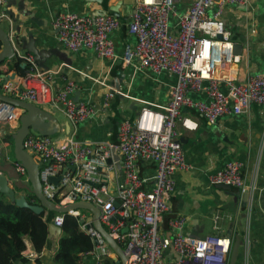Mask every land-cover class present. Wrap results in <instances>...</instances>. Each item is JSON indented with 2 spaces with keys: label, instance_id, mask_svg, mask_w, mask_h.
Listing matches in <instances>:
<instances>
[{
  "label": "built area",
  "instance_id": "2783aa9c",
  "mask_svg": "<svg viewBox=\"0 0 264 264\" xmlns=\"http://www.w3.org/2000/svg\"><path fill=\"white\" fill-rule=\"evenodd\" d=\"M180 1L136 0L126 24L135 44L133 48L126 47L123 62L136 58L139 67L174 77L163 106L152 108L143 104L133 120L119 123L115 143L94 144L35 133H29L23 141L24 149L43 163L38 170L44 196L57 204L81 200L96 206L101 224L122 247L127 264H228L231 237L190 236L183 231L187 222L183 215L172 216L162 227L164 215L170 209L174 173L187 168L176 124L179 121L186 130L197 128L193 119L180 117L182 108L194 110L209 124L225 115L242 113L251 104L258 105L264 114V73L239 76L238 68L232 66L239 64L241 56L234 52L235 44L222 19L224 5H243L247 0H191L183 12L179 11ZM3 2L0 0V7ZM3 19L11 23L6 12L0 10V23ZM121 25V19L111 14L63 12L54 21L57 40L66 49L92 50L104 59L115 57L111 33ZM10 41L13 56L25 62L28 71L15 85L1 73L2 94L43 109H58L75 124L93 114L91 105L72 98L75 82L66 80L61 89L53 91L34 56L22 53ZM192 92H202L206 97L195 100ZM105 102L107 105V99ZM21 112L20 108L0 101V126L17 128ZM140 161L154 166L150 189L144 188L146 179L140 175ZM13 164L18 177L10 183L15 188L14 180L25 183L27 172L18 162ZM56 176H60L57 185L48 181ZM208 178L212 185L252 194L258 189L253 183H246L242 163L236 159L229 160ZM70 213L80 218L81 228L91 236L94 247L89 253L95 254L97 264L114 254L80 210ZM218 219V215L213 218L216 228ZM50 222L61 228L63 214L55 213ZM124 229L126 232H122Z\"/></svg>",
  "mask_w": 264,
  "mask_h": 264
},
{
  "label": "crops",
  "instance_id": "0c3cea01",
  "mask_svg": "<svg viewBox=\"0 0 264 264\" xmlns=\"http://www.w3.org/2000/svg\"><path fill=\"white\" fill-rule=\"evenodd\" d=\"M136 0H4L0 10L10 17L0 25L22 53L34 56L38 69L44 72L53 91L62 88L66 80L76 84L75 101L86 102L93 114L81 123H72L58 109L49 107L60 123L59 137H72L89 143L117 142L118 125L123 120H133L143 104L152 108L163 106L170 94L174 77L167 73H154L138 66L137 59L123 62L126 47L133 48L135 37L126 24L135 8ZM191 0H181L183 12ZM63 12H77L96 16L111 14L122 21L120 28L111 33L115 57L104 59L92 50L72 52L57 40L55 18ZM222 19L231 33L234 44L243 46L237 66L240 77L254 72L264 73V0H247L246 4H226ZM21 46V47H20ZM1 49V43H0ZM0 64V71L16 83L25 74L15 68ZM23 63V62H22ZM15 73V75H14ZM224 89V86L221 85ZM0 88V93H2ZM117 92L118 95H117ZM111 94L113 96L111 97ZM195 100L204 99L202 92H192ZM108 104L106 105L105 100ZM180 117H189L197 123L195 130L176 124L187 168L174 173V190L169 196L170 209L164 215L162 227L174 215L187 219L183 231L194 237L238 236L243 244L235 264H264V114L256 104L239 114L225 115L209 124L194 110L182 108ZM7 134L12 128L0 126ZM12 147L2 149L1 159L12 156ZM242 163V174L247 184L258 187L253 194L234 187L212 185L208 175L222 168L229 160ZM119 169V168H117ZM119 175V172H118ZM140 175L146 179L145 189L153 185L154 166L140 161ZM10 184V180H8ZM16 194L29 193L14 188ZM248 192V193H247ZM252 194V195H251ZM92 222V213H82ZM218 215L217 228L214 216ZM61 235V234H60ZM51 247L39 255L27 243L24 254L29 261L16 264H54L52 255L59 236L49 234ZM113 260L114 254L108 256ZM79 264H97L94 253L82 256Z\"/></svg>",
  "mask_w": 264,
  "mask_h": 264
},
{
  "label": "water",
  "instance_id": "95a60500",
  "mask_svg": "<svg viewBox=\"0 0 264 264\" xmlns=\"http://www.w3.org/2000/svg\"><path fill=\"white\" fill-rule=\"evenodd\" d=\"M103 14V13H102ZM106 14V12H104ZM220 38L219 35H217ZM0 64L8 61L13 56V46L4 28L0 25ZM21 47V46H20ZM243 46L241 44L234 45V52L241 53ZM22 68H26V63H21ZM28 70H25V73ZM15 75V73H14ZM6 80L9 77H5ZM15 85V83H14ZM119 92H117L118 95ZM0 101L10 104L12 106L21 109V114L18 121V127L7 134L4 129H0V156L2 149L9 145L12 147V156L10 159L0 160V194H4L5 197L12 203H15L20 207H27L37 214L48 212L54 213H70L74 210H86L92 213V226L103 236L106 243L112 249L114 253V264H127V256L125 255L122 247L109 235L106 229L100 222L99 209L90 202L86 201H76L67 204H57L53 201L48 200L42 193V185L39 179L38 166L42 165V161L39 158L30 155L23 146L24 138L29 133H35L38 135L50 136L57 138L60 135L61 127L59 121L56 117L47 111L31 102L22 101L17 98H13L9 95H4L0 93ZM180 142H182L183 137H179ZM115 159L117 156L114 157ZM14 161L18 162L22 167L25 168L27 172L26 182L22 183L20 180H14V185L17 188L26 190L27 193L33 194L38 200V204H29L26 197L23 194L16 195L15 190L8 180L12 181L18 177V173L14 166ZM119 168V164H117ZM60 176L49 177L48 181L57 185ZM220 187L227 188L229 186L220 185ZM246 192V191H245ZM248 193V192H247ZM118 206V203H115ZM83 222V220H81ZM49 234L60 236L62 229L60 227H55L51 222L48 224ZM122 232H126L124 229ZM230 237V235H228ZM242 240L236 236L233 238L230 253L228 255V264H235L238 255L239 248L242 246Z\"/></svg>",
  "mask_w": 264,
  "mask_h": 264
},
{
  "label": "trees",
  "instance_id": "16d2710c",
  "mask_svg": "<svg viewBox=\"0 0 264 264\" xmlns=\"http://www.w3.org/2000/svg\"><path fill=\"white\" fill-rule=\"evenodd\" d=\"M21 63L19 58L12 56L7 62V68H15L22 74ZM26 200L29 204H38V200L31 193ZM54 215V212L37 214L27 207L17 206L4 194H0V264H16L18 260L22 263L28 262L29 256L24 254L27 243L37 254L35 261L39 263V255L51 247L48 224ZM61 229L52 262L79 264L82 256L93 250L94 242L91 236L81 228L80 218L69 212L63 214ZM100 264H114V261L104 258Z\"/></svg>",
  "mask_w": 264,
  "mask_h": 264
},
{
  "label": "flooded vegetation",
  "instance_id": "af4514ba",
  "mask_svg": "<svg viewBox=\"0 0 264 264\" xmlns=\"http://www.w3.org/2000/svg\"><path fill=\"white\" fill-rule=\"evenodd\" d=\"M14 130V129H11V131Z\"/></svg>",
  "mask_w": 264,
  "mask_h": 264
},
{
  "label": "rangeland",
  "instance_id": "374dc122",
  "mask_svg": "<svg viewBox=\"0 0 264 264\" xmlns=\"http://www.w3.org/2000/svg\"><path fill=\"white\" fill-rule=\"evenodd\" d=\"M11 132V131H10Z\"/></svg>",
  "mask_w": 264,
  "mask_h": 264
}]
</instances>
